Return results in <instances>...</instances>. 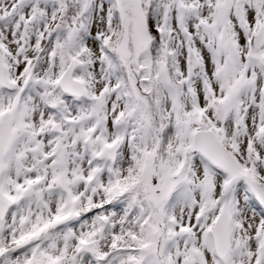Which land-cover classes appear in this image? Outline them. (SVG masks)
Masks as SVG:
<instances>
[{
  "label": "snow or ice",
  "instance_id": "obj_1",
  "mask_svg": "<svg viewBox=\"0 0 264 264\" xmlns=\"http://www.w3.org/2000/svg\"><path fill=\"white\" fill-rule=\"evenodd\" d=\"M0 264H264V0H0Z\"/></svg>",
  "mask_w": 264,
  "mask_h": 264
}]
</instances>
